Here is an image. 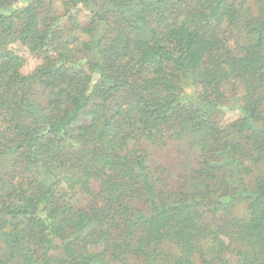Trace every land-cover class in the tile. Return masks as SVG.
<instances>
[{"label":"trees","instance_id":"16d2710c","mask_svg":"<svg viewBox=\"0 0 264 264\" xmlns=\"http://www.w3.org/2000/svg\"><path fill=\"white\" fill-rule=\"evenodd\" d=\"M0 264H264V0H0Z\"/></svg>","mask_w":264,"mask_h":264},{"label":"rangeland","instance_id":"374dc122","mask_svg":"<svg viewBox=\"0 0 264 264\" xmlns=\"http://www.w3.org/2000/svg\"><path fill=\"white\" fill-rule=\"evenodd\" d=\"M229 117H232V115H230ZM145 149H147L151 153L152 159L158 164H167L171 168L177 167L178 162H180L181 160L178 156V153L171 147L154 150L149 146H146Z\"/></svg>","mask_w":264,"mask_h":264}]
</instances>
